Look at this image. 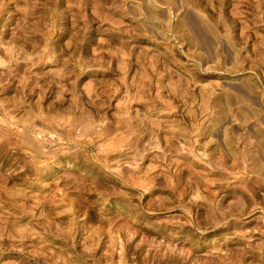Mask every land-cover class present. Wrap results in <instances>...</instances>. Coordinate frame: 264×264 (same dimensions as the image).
I'll use <instances>...</instances> for the list:
<instances>
[{
	"label": "rangeland",
	"instance_id": "rangeland-1",
	"mask_svg": "<svg viewBox=\"0 0 264 264\" xmlns=\"http://www.w3.org/2000/svg\"><path fill=\"white\" fill-rule=\"evenodd\" d=\"M0 264H264V0H0Z\"/></svg>",
	"mask_w": 264,
	"mask_h": 264
}]
</instances>
